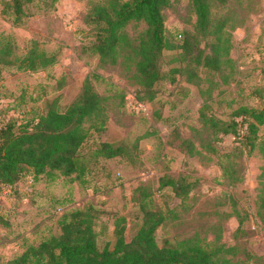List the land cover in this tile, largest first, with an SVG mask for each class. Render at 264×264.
I'll use <instances>...</instances> for the list:
<instances>
[{
	"label": "rangeland",
	"instance_id": "obj_1",
	"mask_svg": "<svg viewBox=\"0 0 264 264\" xmlns=\"http://www.w3.org/2000/svg\"><path fill=\"white\" fill-rule=\"evenodd\" d=\"M4 1L0 0V43L11 44L15 57L26 54L36 42L38 49L59 53L60 58L45 70H0V127L16 122L19 130L33 123L54 99L61 109L68 108L91 77L106 106L107 120L103 131L91 129L82 152L110 142L127 146L128 154L99 160L86 188L70 178L35 180L30 173L14 185L0 183V264L28 245L59 234L58 219L70 209L91 210L99 248H113L116 228L124 227L126 240H131L141 227L143 206L151 207V201L170 210L156 230L157 245L199 238L210 247L235 246L231 264H264V209L258 207L264 125L250 150L245 115L238 114L243 107L264 108V0L216 3L214 13L230 18L226 28L232 33L234 69L227 83L219 72L200 67V84H190L177 74L174 83L166 79L156 84L152 101L136 98L135 64L127 49L120 50L116 65L102 64L99 56L84 51L96 39L95 29L86 23L88 14L111 0H37L16 26L1 14ZM164 14L168 34L179 37L194 31L196 15L189 0H172ZM146 27L143 21H132L124 31L138 43ZM175 54L165 51L160 62L169 77L178 65ZM229 73L224 65V74ZM201 111L229 124L235 121L236 133H210L203 127ZM189 140L200 153H188ZM224 168L232 176L226 177ZM164 176L194 184L189 197L181 201L169 187L161 188ZM231 177L241 181L230 184ZM59 207L63 212L57 211Z\"/></svg>",
	"mask_w": 264,
	"mask_h": 264
},
{
	"label": "trees",
	"instance_id": "obj_2",
	"mask_svg": "<svg viewBox=\"0 0 264 264\" xmlns=\"http://www.w3.org/2000/svg\"><path fill=\"white\" fill-rule=\"evenodd\" d=\"M4 1V0H3ZM37 0H5L1 14L13 25H20L28 14V6ZM56 1V0H53ZM227 0H189L196 15L194 31H185L174 36L168 34L164 10L172 0H111L108 4L96 5L88 14L86 23L96 31L95 41L84 51L99 56L102 64L116 65L120 50H128V58L134 60V79L138 85L136 98L152 101L157 92L158 82L176 81V75L184 76L190 84L198 85L200 67L219 72L224 83L229 81L234 69L230 56L232 33L226 28L228 16L215 14L214 8L224 5ZM218 7V6H217ZM132 21H143L146 29L138 43L129 40L125 28ZM179 38V42L177 39ZM165 51H176L174 60L178 65L169 77L161 70L160 62ZM59 53L48 54L38 49L33 42L23 56L15 57L11 44L0 43V70L15 68L17 71H40L55 65ZM224 65L231 73L224 74ZM93 76H97L93 74ZM244 114L246 141L252 150L258 139L259 127L264 125V108L243 107L238 114ZM203 127L210 133H236L237 125L219 121L200 112ZM106 106L102 96L95 90L91 77H87L84 89L75 102L61 109L58 99L49 101L42 114L33 123L15 129L16 122L0 127V183L16 184L25 173L38 180L46 176L48 180L70 178L83 187H89L93 167L99 160L127 156L128 147L114 146L102 142L90 153L82 148L91 134V129L103 131L106 128ZM90 121L89 127L86 123ZM190 140L188 141V143ZM188 153L194 155L195 146L190 142ZM203 147L215 151L210 144ZM224 175L228 171L224 168ZM241 178H230V184ZM160 187H169L181 201L186 200L194 184L182 177L164 176ZM149 197V196H148ZM259 210L264 209V169L259 176ZM170 210L156 206H143V221L137 234L126 240L125 228H116V242L113 248L98 246V234L94 229L91 210L70 209L60 216L59 234H52L38 244H30L7 264H231L236 254L235 246L216 244L210 247L199 238L172 245L156 243V230L169 218ZM240 225L242 223L240 222ZM218 241V238L217 240Z\"/></svg>",
	"mask_w": 264,
	"mask_h": 264
},
{
	"label": "built area",
	"instance_id": "obj_3",
	"mask_svg": "<svg viewBox=\"0 0 264 264\" xmlns=\"http://www.w3.org/2000/svg\"><path fill=\"white\" fill-rule=\"evenodd\" d=\"M142 108H144V104L143 103H138ZM58 212H63V209L61 207L57 208Z\"/></svg>",
	"mask_w": 264,
	"mask_h": 264
}]
</instances>
